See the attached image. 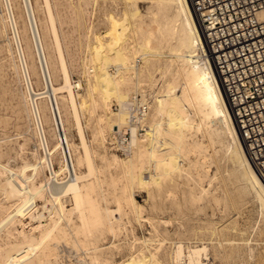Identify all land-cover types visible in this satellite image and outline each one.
I'll use <instances>...</instances> for the list:
<instances>
[{
	"label": "bare ground",
	"instance_id": "1",
	"mask_svg": "<svg viewBox=\"0 0 264 264\" xmlns=\"http://www.w3.org/2000/svg\"><path fill=\"white\" fill-rule=\"evenodd\" d=\"M98 1L0 0V39L23 85L26 129L17 135L24 141L32 138L35 145L32 160L24 157L17 168L0 162V264H63L62 244L76 253L86 251L82 257L92 264H210L209 242L196 237L198 243L185 246V237L167 230L171 218L144 217L145 206L136 199L143 192L152 211H163L166 201L165 209L180 211L211 198L238 213L247 204L243 195L252 193L256 207L250 232L239 228L237 217L217 226L207 222L195 232L207 233L212 244L216 233L233 235L215 241L224 264L230 256L225 245L245 246L252 259L251 243L264 223V182L248 157L209 57L202 19L190 0H111L114 8L97 11ZM66 21L76 25L82 54L74 82L57 26ZM95 21L103 22V28ZM27 38L42 79L50 81L43 93L30 86L31 74L37 72L26 60L33 57L29 43L22 45ZM55 72L60 74L57 84ZM70 128L77 142L68 138ZM196 135L200 138L195 140ZM220 153L232 165L219 177L217 195L203 177L209 172L204 165L217 164ZM220 173L217 166L210 183ZM129 215L139 226L148 223L152 232L133 235L128 253L114 263L111 251L120 246L110 240L100 247L96 233L115 239L128 230Z\"/></svg>",
	"mask_w": 264,
	"mask_h": 264
},
{
	"label": "rangeland",
	"instance_id": "2",
	"mask_svg": "<svg viewBox=\"0 0 264 264\" xmlns=\"http://www.w3.org/2000/svg\"><path fill=\"white\" fill-rule=\"evenodd\" d=\"M98 2L99 3L97 4V11L102 10L103 7H104V9L115 7L114 3H112L111 0H109V1L106 0L105 2L100 0ZM107 3H108V5H107ZM146 5H147L146 2L140 3V7H141V9L143 8L142 9L143 12H145ZM100 7H101V9H100ZM58 9H60L61 12H64V8L62 6H60ZM16 11H19L18 13L20 14L21 8H19V9L17 8ZM95 22L97 23L98 28H101V29L103 28V24H102L103 22H100V21H95ZM20 26H21L20 28L22 29L23 26L21 25V23H20ZM57 26H58L59 32L61 34H64L65 39L62 41V44H63L62 46L64 47V49L67 48L69 50L68 51L66 49L67 55L65 53V56H66V60H67L68 70L70 72L69 73L70 77L73 79V80L72 79L71 80L74 82L75 80L78 79V76H79V72H78L79 67L77 68V65H79L78 63H80V59L82 57V54L80 53L81 49H79L81 47H79V43L77 40L78 38H76V37H78L76 32H75L76 25L74 23L66 21L61 26L59 24ZM73 27H75V28H73ZM26 36H28V37L30 36L28 31H27ZM30 39L31 38H29V39L27 38V39H25V41L24 40L22 41V45L24 48L26 45L25 43L28 42L30 50L33 51L32 59L30 60L29 58H26V60H27L28 65L29 64H30L29 66L33 65L36 72H37L36 75L31 74L30 86L34 90L35 93L36 92L43 93V91L46 92L49 89V87H50L49 82L50 81H48V79L47 80L42 79L43 76L40 73V67L41 66L38 65L39 58L36 57V53L33 50V45H32V42ZM4 43L5 42H3L2 39H0V162L3 164L4 163L6 164V162L9 161L11 166H14L17 168V167L22 165V159H24V157H27V159L30 161L32 160V153H35V148H34L35 145H34L32 138H30V139L25 138L26 141H24V138L17 135V134H20V135L23 134V132L26 129V123H25L26 113L24 111L23 101L21 98V91H22L23 85L20 84L18 77L12 68V62L8 59V54H6L4 47H3ZM17 46H18V44H17ZM78 51H79V53H78ZM50 52H51V50L48 49L46 51V54L47 55L51 54ZM58 74H59L58 72H55L53 75V83L54 84H57L58 82H60V74L59 75ZM44 83H46V89H44ZM85 134H86L87 138L90 137V131L89 130L85 129ZM67 135H68V138L70 140L77 142V135H76V132L74 129L70 128ZM194 138L196 140V139H199L200 136L196 135ZM24 142H25L24 149L20 150V145ZM216 148H218V145H216ZM204 152H206V150H204ZM117 154L123 158L125 157V153L121 149H119L117 151ZM221 154L222 153L217 155L218 162H220V163L217 162L218 165L215 163H209V164L204 165V167L206 169H207V166L209 165L208 166L209 172H208L207 177H205V176L203 177V184L206 185V188H208L211 192H214V190H215L217 195L221 194L220 190L216 189L218 186H221V184H222L220 182L219 177L226 175L227 173H225V171L227 170V172H228L231 168V165H232V162L229 161L228 158L224 154H222V155ZM217 166L220 168L221 173L218 175V179H213V180H211V183H210V178L215 173ZM198 170H201V169H198ZM200 173H201V171H200ZM192 176H194V177H192L193 182L198 180L196 171L192 172ZM42 177H43V175L41 176V178ZM193 186H195L194 183L192 184V187ZM231 189H232L233 193L236 192V190H234V186ZM231 194H232V192L230 193V191H229L227 193V196H231ZM136 199L140 204L145 206L144 217L146 214V216H151V217L153 216L155 218L157 216H159V217H162V216L166 217L167 216V218L168 217L171 218L172 223H171V225L168 226L167 230L170 231L169 233L172 234L171 236L182 235L183 237H185L186 238V239H184V245L185 246L190 245V244L194 245V244L198 243L199 241L196 242V239H194L196 237L203 238L202 241L205 243L209 242L208 248L210 247L209 248V250H210V264H224L221 260V255H220L222 253V250H221V248H219L217 246V244H216L217 242H215V241H218L219 237L220 238H222V237L228 238V237H232L233 235L229 232L228 233L227 232L226 233H220V234L216 233L217 236H215V237H217V238H214V240H212V241H214L212 244V242H210L209 235L207 233L206 234L205 233H201V234L197 233L196 234L195 232H197L199 229L206 226L205 224L207 222L216 221L215 224H213V225L217 226V222H218V225L221 224V222L222 223L224 222V224H226L236 217H237L236 220L238 221L239 228L246 229L247 232H250L251 231L250 226H252V224L255 220L254 210H255L256 206H255V203H254L253 198H252V193L247 194V192L243 195V199L245 201H247V204H246V207L245 206L241 207L240 213L237 212V209H229V208L224 209V207L222 206L223 203H221L222 201L219 204H216L211 198H206L201 203L202 205L199 204L197 206L189 207V208L182 206L180 211H176L174 209H165V207H167L169 205V201L164 202L166 205H164L163 211H160V210L159 211H157V210L152 211L150 209V202H146L144 200V199H146V193L145 192H143L141 194L139 193L138 195H136ZM159 200H161V199H159ZM179 201L182 204L184 202V200H182V199H180ZM223 209H224V211H222ZM42 212L45 213L46 211L43 208V204L39 203L38 213L41 214ZM176 219H178V220H176ZM125 220H126V218H125ZM129 221H130V223L129 224L127 223L126 229H128V230L132 229L133 234H132V232H130L131 230H129V231L127 230L126 231L127 233L125 231H123L124 233L123 232L120 233L119 236L114 239L109 233H105L104 235L101 232L96 233L97 243L98 244L100 243V247L108 246L111 243L118 244L121 247V248L119 247L120 251H118V252L115 249H112V251H111V253L113 252L112 257L114 259V263L116 261L120 260V258L123 255H126L128 253L127 251H129L131 248L130 242H132V240H133V235H136V237H141V235L148 237L149 236L148 232H150V231L152 232V229L148 223H145L143 226H139L132 215H129ZM178 224H181L182 227H178ZM158 229L160 230V233H161L162 227L158 226ZM263 230H264V223L263 224L261 223L260 229L257 231L256 236L254 235V231L252 232L253 234H251V236H250V238H252L253 235L255 236L254 237L255 240H253L251 243V247H253L252 259L249 258V251L247 250V248L245 246L236 247V246L225 245L226 247L224 246V249L225 248L226 249L224 250V253H225V255L226 254L230 255L229 257H226L227 258V260H225L226 264H229V263L230 264H232V263L238 264L241 262H243V263L249 262V264H260V263L264 264V242H263L264 241V231ZM194 234L197 236H194ZM102 238L103 239L106 238L107 240L104 239L105 240L104 241ZM154 239H157L155 233H154ZM100 240H102V241L100 242ZM137 245H138L137 243L133 244L134 247H137ZM165 246L167 247V246H169V244L167 243V244H165ZM165 246L162 247V251L165 250ZM60 248H61V261L63 264H81V263L87 264L88 262H89L88 264H92V263H90V261H88V259H83V257H85V256L82 257V255H85L86 251L81 250V251H78V253H76V251L72 247L65 245V244H62ZM82 252H84V253L81 254ZM104 252L107 255H110L109 249L104 250ZM79 253H80L82 259L78 257ZM238 255H240V256L238 257ZM262 255H263V259H262ZM232 258H233V261L231 260ZM242 259H246V260L245 261L243 260L240 262V260H242ZM84 260L88 261V262L83 263ZM228 261H229V263H228Z\"/></svg>",
	"mask_w": 264,
	"mask_h": 264
},
{
	"label": "built area",
	"instance_id": "3",
	"mask_svg": "<svg viewBox=\"0 0 264 264\" xmlns=\"http://www.w3.org/2000/svg\"><path fill=\"white\" fill-rule=\"evenodd\" d=\"M190 1L248 157L264 182V0Z\"/></svg>",
	"mask_w": 264,
	"mask_h": 264
}]
</instances>
